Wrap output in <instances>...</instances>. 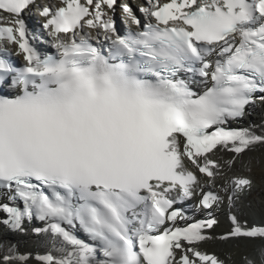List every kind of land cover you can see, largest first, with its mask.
Listing matches in <instances>:
<instances>
[{"label":"snow or ice","instance_id":"obj_1","mask_svg":"<svg viewBox=\"0 0 264 264\" xmlns=\"http://www.w3.org/2000/svg\"><path fill=\"white\" fill-rule=\"evenodd\" d=\"M35 5L0 0V189L22 201L0 204L3 223L48 222L64 247L37 257L41 264H225L198 248L217 238L204 233L217 221L175 226L188 218L173 205L203 191L189 163L224 181L230 205L252 187L208 153L219 145L239 158L264 146V134L224 127L257 94L264 101V0H148L142 18L121 3L126 35L105 10L114 13L117 0H61L40 8L55 55L29 43L22 14ZM222 200L203 191L200 205ZM230 219L234 227L218 239L264 241V227ZM77 223L92 243L62 226ZM257 254L243 264H264V245Z\"/></svg>","mask_w":264,"mask_h":264},{"label":"bare ground","instance_id":"obj_2","mask_svg":"<svg viewBox=\"0 0 264 264\" xmlns=\"http://www.w3.org/2000/svg\"><path fill=\"white\" fill-rule=\"evenodd\" d=\"M135 1L140 4L142 3L144 6H148V0ZM28 14L30 15V19L34 22L35 17L33 13L29 12ZM112 16L115 21L120 22L119 12L114 11ZM88 31L95 32V30ZM44 34L48 36L46 32H44ZM99 38L104 40L102 34ZM243 129H250L256 134H264V104L251 107V115L245 118ZM208 155L221 165V172L226 173L228 177H247L252 179L253 184L250 189L241 191L242 198L236 196L231 205L227 202L228 211L219 217V219L221 218L219 223L213 225L211 229L204 231L206 235L217 238L200 242L198 248L201 252L217 256L219 259L225 261V264H242V261H239V263L235 261V256L251 254L252 257V255H258L257 245L259 246L258 248H260L264 245V241L259 239L252 240L250 238H233L228 241H222L218 239V237L230 232L234 227L230 219L231 216L237 217L242 227H264V146L257 145L251 151L246 150L239 158H237L234 153L228 152L221 146L214 149L213 152ZM234 158L236 163L231 169H228L225 162L233 160ZM188 167L192 171L197 170L190 163ZM249 167L251 169L250 171ZM198 182L201 185V189H206L210 184L214 190L220 192L222 197H227L228 195V193L221 191V185L224 181L219 178L213 182L210 179L208 180V178L199 176ZM20 231L23 234L13 229L12 231H5L4 228L0 226V244L2 245L0 246V264H4L3 258L5 256H26L28 258L26 262L14 260L11 264H41V261L37 260V257H42L47 254L48 251L46 247L49 244L46 243V241L48 240V236H40L39 238L34 237L31 235V230L25 228ZM51 242L59 250L63 251L64 245L60 244L58 240L54 239V241ZM183 243L186 245V242ZM241 243H246V247ZM241 246L245 249H240ZM225 255H227L228 259L227 257L224 258Z\"/></svg>","mask_w":264,"mask_h":264},{"label":"rangeland","instance_id":"obj_3","mask_svg":"<svg viewBox=\"0 0 264 264\" xmlns=\"http://www.w3.org/2000/svg\"><path fill=\"white\" fill-rule=\"evenodd\" d=\"M258 201H259V200H258ZM241 244H244V245H243L244 247H246V245H247L246 243H241ZM241 244H240V245H241ZM0 246H2V245L0 244ZM241 247H242V246H241ZM241 247H240V249H242V250L245 249L244 247H242V248H241ZM258 247H259V246L257 245V249H259ZM237 256H238V257H237ZM245 256H248L249 258H251V259H253V260H254V259H257V255H254V256L252 255V257H251V254H247V255H245ZM226 257H227V255H225L224 258H226ZM235 257H236V260H235V261H238V263H239V261H242V264H243V257H244V255H243V256H242V255H236ZM239 257H240V258H239ZM237 258H238V259H237ZM227 259H228V257H227Z\"/></svg>","mask_w":264,"mask_h":264}]
</instances>
